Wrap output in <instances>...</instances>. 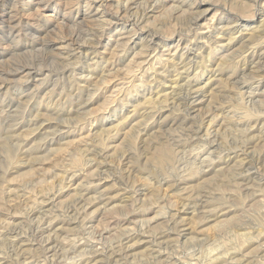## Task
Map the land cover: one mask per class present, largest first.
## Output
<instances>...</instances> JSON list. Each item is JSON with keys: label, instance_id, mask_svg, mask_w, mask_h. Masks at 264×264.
Returning a JSON list of instances; mask_svg holds the SVG:
<instances>
[{"label": "clouds", "instance_id": "obj_1", "mask_svg": "<svg viewBox=\"0 0 264 264\" xmlns=\"http://www.w3.org/2000/svg\"><path fill=\"white\" fill-rule=\"evenodd\" d=\"M0 264H264V0H0Z\"/></svg>", "mask_w": 264, "mask_h": 264}, {"label": "rangeland", "instance_id": "obj_2", "mask_svg": "<svg viewBox=\"0 0 264 264\" xmlns=\"http://www.w3.org/2000/svg\"><path fill=\"white\" fill-rule=\"evenodd\" d=\"M128 74H129V76H131L133 74V70L132 69H128ZM105 85L108 86V87H112V82L105 81ZM120 95H122V92H121L120 88L119 87L113 88V90H112V92L110 93V96H109V99L113 100V104H112L111 107L107 108L106 111L101 112L100 114L101 115H105L108 112H111L112 108H114L116 106V104L119 103V96ZM106 102L107 101H102L101 104L98 105L97 107L98 108H103V106H104V104ZM100 135H103V131L100 132Z\"/></svg>", "mask_w": 264, "mask_h": 264}]
</instances>
